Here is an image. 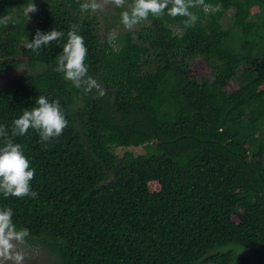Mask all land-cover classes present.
<instances>
[{
    "label": "trees",
    "instance_id": "1",
    "mask_svg": "<svg viewBox=\"0 0 264 264\" xmlns=\"http://www.w3.org/2000/svg\"><path fill=\"white\" fill-rule=\"evenodd\" d=\"M127 1L106 16L85 0H0V72L27 66L0 83V125L11 135L40 95L68 121L47 147L31 128L12 138L38 196L0 193V210L58 264H264V0H205L219 11L192 9V27L150 15L112 37ZM73 24L102 98L54 71ZM37 29L64 35L37 54L24 47Z\"/></svg>",
    "mask_w": 264,
    "mask_h": 264
},
{
    "label": "clouds",
    "instance_id": "2",
    "mask_svg": "<svg viewBox=\"0 0 264 264\" xmlns=\"http://www.w3.org/2000/svg\"><path fill=\"white\" fill-rule=\"evenodd\" d=\"M110 3L123 8L125 0H85L80 4V8L84 12L89 10L95 12ZM197 8H202L205 13L219 11V5L209 6L205 0H131L129 7L120 13V23L125 29L132 30L142 21H146L150 15L161 18L166 14L173 18L183 17L182 23L188 28L199 19L198 14L192 11ZM37 11V6L32 2L25 9L27 16ZM79 31L76 24L71 25L67 32V42L63 44L62 52L56 57L57 66L54 71L63 73L65 80L71 81L75 88L82 89L85 94L95 90L97 96L102 98L106 91L97 79L88 75L85 64L88 50L83 37L78 34ZM63 35V32L55 29L48 32L37 29L31 40L28 35L25 36L24 47L39 54L43 46L59 40ZM67 126L68 121L60 108V101L50 102L43 95L36 99L35 107L25 108L22 114L11 122V135L7 127L0 125V138L4 141L0 146V193L5 198L38 196L30 185L35 169L30 167L22 145L15 143L12 138L24 136L31 128L39 134L42 144L47 147L48 142L59 137ZM12 216V209L0 210V260L11 264H23L24 256L17 246L23 244L30 233L26 228L17 230Z\"/></svg>",
    "mask_w": 264,
    "mask_h": 264
},
{
    "label": "rangeland",
    "instance_id": "3",
    "mask_svg": "<svg viewBox=\"0 0 264 264\" xmlns=\"http://www.w3.org/2000/svg\"><path fill=\"white\" fill-rule=\"evenodd\" d=\"M125 4H128V1L125 0ZM115 5L114 4H107L102 6L100 10H98L103 15H110L112 11H114ZM232 10L228 9L225 13V17L223 18V23L225 26H228L232 22ZM31 18V14L29 13V19ZM7 19L0 20V28L5 24ZM125 30V28H114L111 30L110 36H114L117 31ZM27 68L26 65H22L19 69L7 72H0V83L4 82L5 80L19 74L23 70ZM234 85V84H233ZM132 150L135 154H139L145 151L143 146H134V147H116L115 151L118 154H122L126 150ZM40 245V244H39ZM35 245L33 243L28 242L25 240L23 244H19L17 246L18 250L23 253L24 261L23 264H58L57 260L48 253L46 249L42 246ZM0 264H11V262H4L0 260Z\"/></svg>",
    "mask_w": 264,
    "mask_h": 264
}]
</instances>
